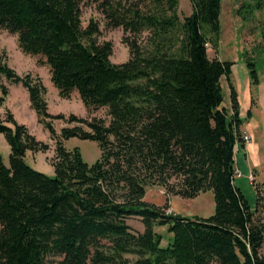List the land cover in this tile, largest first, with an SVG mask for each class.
Wrapping results in <instances>:
<instances>
[{"label": "trees", "instance_id": "obj_1", "mask_svg": "<svg viewBox=\"0 0 264 264\" xmlns=\"http://www.w3.org/2000/svg\"><path fill=\"white\" fill-rule=\"evenodd\" d=\"M90 1L123 28L128 61L112 62L114 44L99 39L97 19L84 25L86 0H0V30L17 34L22 52L46 57L59 95L78 92L90 113L106 107L110 116L71 114L76 124L58 133L52 118L65 116L48 111L42 78L0 57L1 103L3 79L22 84L56 141L51 177L26 162L48 143L9 110L0 118L11 148L9 166L0 153V264H264L262 204L252 210L235 183L242 120L231 82V121L222 107L232 63L208 55L219 43L222 0H191L183 21L180 0ZM72 137L97 141L100 158L88 163L79 147L68 149ZM150 186L185 199L212 190L215 213L167 214L145 200ZM157 225L173 233L169 246Z\"/></svg>", "mask_w": 264, "mask_h": 264}, {"label": "rangeland", "instance_id": "obj_2", "mask_svg": "<svg viewBox=\"0 0 264 264\" xmlns=\"http://www.w3.org/2000/svg\"><path fill=\"white\" fill-rule=\"evenodd\" d=\"M83 22L87 25L91 18L97 19L101 25V41H112L114 51L111 55L113 63H124L130 58L129 47L123 42L124 30L122 27H112L107 24L103 14L97 5L86 0L82 7ZM179 15L183 21L192 13L191 0H180ZM221 31L218 46L214 48L208 45V55L217 56L222 61L232 63V71L229 76L222 77L223 101L222 107L226 108L228 121L234 118L232 107L231 89L233 85L239 101V118L252 132L253 144L249 152H242V147L237 151V169L242 171L241 176L235 179L236 185L247 198L252 210H256L261 203L264 219V199L258 200L259 195L256 186L261 185L264 195V0H222L221 7ZM5 56L10 67L20 75L31 73L40 76L47 87L46 99L48 111L52 115L63 114L65 118H52L54 127L58 133L63 127H71L76 123L69 122L71 114L90 118L97 116L105 118L108 122L110 116L107 108L102 107L94 113H90L81 99L72 94L70 99L62 98L51 80L50 68L43 55H31L21 51L18 46V35L7 30H0V57ZM253 71H256L257 78ZM4 84L11 93L5 101H0V118L4 119L9 110L19 123L25 124L38 140L49 145L47 151L26 153V162L41 172L54 177L55 169L52 165V157L55 154L56 141L50 136L44 124L40 122L37 111L31 106L28 90L22 84H13L3 79ZM79 95V94H78ZM2 90L0 86V97ZM246 130V129H243ZM250 131L247 130L248 133ZM251 134V133H250ZM68 149L79 147L83 158L88 163H94L101 156V149L97 141L72 137L64 141ZM0 153L6 165H10L11 148L5 136L0 133ZM247 153V156L246 154ZM249 174L253 175V181ZM145 200L162 208L165 213L172 208L170 214L193 218L195 216L209 217L215 213V200L212 190L202 192L196 199H185L180 196L168 194L162 186H150L147 188ZM168 214V213H167ZM130 226L136 231H143L144 224L139 216L128 219ZM155 230L162 234L161 245L169 246L173 239V233L169 232L167 225H157Z\"/></svg>", "mask_w": 264, "mask_h": 264}, {"label": "built area", "instance_id": "obj_3", "mask_svg": "<svg viewBox=\"0 0 264 264\" xmlns=\"http://www.w3.org/2000/svg\"><path fill=\"white\" fill-rule=\"evenodd\" d=\"M241 139H242V142L237 143V151H239L243 147L241 143H244V145H247L248 143H250L252 140V136L250 133L247 132V130H241ZM242 174H243L242 171L238 169L236 170V177L241 176ZM248 176L250 180L253 181V178H254L253 175L249 174ZM171 212H172V208L167 210L168 214H170Z\"/></svg>", "mask_w": 264, "mask_h": 264}, {"label": "crops", "instance_id": "obj_4", "mask_svg": "<svg viewBox=\"0 0 264 264\" xmlns=\"http://www.w3.org/2000/svg\"><path fill=\"white\" fill-rule=\"evenodd\" d=\"M10 86L12 87L13 85H10ZM11 87H10V92H9L8 95H10V93H11V90H12ZM57 91H58V89H57ZM74 94H76V95L80 98V95H78V92H74L73 95H74ZM80 99H81V98H80ZM29 100H30V99H29ZM81 101H82V100H81ZM241 129H242V130H243V129H246V130L250 131L248 125L246 126L244 122H242V124H241ZM250 133H251V135H252V132H251V131H250ZM252 144H253V137H252L251 142L248 143L247 145H245L244 148H242V152L245 151V152L248 153L249 150H251V146H252ZM240 152H241V150H240ZM247 153H245L246 156H247ZM237 155H238V154H237ZM237 155H236V160H237ZM201 194H202V193H201ZM201 194L198 195L196 198H199V197L201 196ZM196 198H194V199H196Z\"/></svg>", "mask_w": 264, "mask_h": 264}]
</instances>
